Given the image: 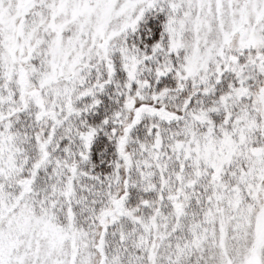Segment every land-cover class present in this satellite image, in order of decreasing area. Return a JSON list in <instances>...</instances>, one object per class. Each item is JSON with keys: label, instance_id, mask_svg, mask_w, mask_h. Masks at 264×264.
Returning a JSON list of instances; mask_svg holds the SVG:
<instances>
[{"label": "snow or ice", "instance_id": "obj_1", "mask_svg": "<svg viewBox=\"0 0 264 264\" xmlns=\"http://www.w3.org/2000/svg\"><path fill=\"white\" fill-rule=\"evenodd\" d=\"M0 264H264V0H0Z\"/></svg>", "mask_w": 264, "mask_h": 264}]
</instances>
